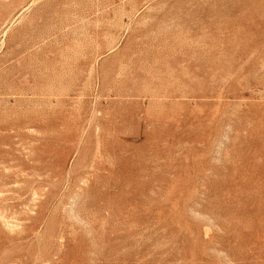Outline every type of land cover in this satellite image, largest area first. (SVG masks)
I'll return each mask as SVG.
<instances>
[{"label": "rangeland", "instance_id": "obj_1", "mask_svg": "<svg viewBox=\"0 0 264 264\" xmlns=\"http://www.w3.org/2000/svg\"><path fill=\"white\" fill-rule=\"evenodd\" d=\"M0 264H264V0H0Z\"/></svg>", "mask_w": 264, "mask_h": 264}, {"label": "bare ground", "instance_id": "obj_2", "mask_svg": "<svg viewBox=\"0 0 264 264\" xmlns=\"http://www.w3.org/2000/svg\"><path fill=\"white\" fill-rule=\"evenodd\" d=\"M33 257V256H32ZM29 258H31L30 256H29Z\"/></svg>", "mask_w": 264, "mask_h": 264}]
</instances>
